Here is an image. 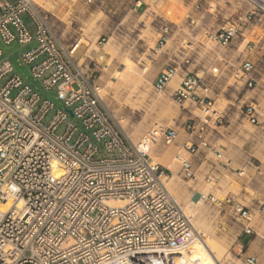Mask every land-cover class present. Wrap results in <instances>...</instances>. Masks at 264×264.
<instances>
[{"label":"built area","instance_id":"obj_1","mask_svg":"<svg viewBox=\"0 0 264 264\" xmlns=\"http://www.w3.org/2000/svg\"><path fill=\"white\" fill-rule=\"evenodd\" d=\"M242 1L247 6L243 18L211 36L222 47L231 43L241 25L264 19V0ZM52 16L34 0H0V39L4 44L35 42L20 59L44 90L56 89L64 106L48 118L54 103L25 84L8 59L0 61V204H9L0 210V264H170L172 252L200 240L191 217L167 188L163 167L148 153L158 143L172 144L177 131L155 125L133 142L100 94L98 63L90 56L87 64L79 62V44L57 35ZM168 34L169 27L162 25L157 50L167 43ZM181 63H188L187 58ZM178 66L168 63L159 70L152 82L155 92L165 91ZM238 71L252 88L253 62L242 60ZM183 72L172 100L192 116L183 106L186 100L206 113L214 112L210 80L186 67ZM241 110L250 124H260L254 102ZM207 122L206 117L201 120L203 125ZM194 125L188 117L190 131ZM198 138V144L189 143L185 149L195 153L199 145L210 147ZM215 153L222 162V152ZM180 175L193 177L188 161ZM205 181H214L213 176ZM199 200L230 208L246 222L243 232H252L250 209L234 197L220 200L199 194ZM245 261L257 264L252 255ZM189 264L199 263L193 259Z\"/></svg>","mask_w":264,"mask_h":264},{"label":"rangeland","instance_id":"obj_2","mask_svg":"<svg viewBox=\"0 0 264 264\" xmlns=\"http://www.w3.org/2000/svg\"><path fill=\"white\" fill-rule=\"evenodd\" d=\"M48 1V4L54 3L55 7L60 3L59 7L53 9H49L45 3L41 5L52 12L54 30L62 40L66 43L79 41L76 54L80 63L84 62L83 53L89 56L109 55L107 64L116 61L119 67L111 80L99 84L100 94L122 130L135 143L155 125L170 127L177 132L186 129L187 118L192 115L176 104L168 93L155 92L151 83L158 70L168 63V54L174 49L186 48L187 39L193 35L188 27L195 26L196 29L207 26L205 31L192 40L202 41L205 45L203 57L208 62L204 70L212 85L208 95L214 102L213 107L221 112L227 106L236 109L254 102L259 111L260 124H250L240 113L236 137L227 143L220 139L224 127H218L225 126L226 122L216 124L211 112H204L191 100H186L183 106L201 119H209L206 131L208 138L215 137L217 143L230 149L229 153L222 151L225 154L222 160L226 161L230 157L231 164L221 171L219 181L207 183L202 193L206 195L210 192L220 200L230 195L249 208L252 213L249 222L252 232L247 235L249 240H243L246 235L243 224L246 222L238 220L230 208L219 209L208 201L199 202L195 190L204 183L203 176L197 175V180H192L179 175L183 162L189 160L185 149L175 147L174 143H158L153 146L158 148L156 153L151 155L149 151V155L153 162L170 169L169 172L164 171V181L168 183L166 186L191 217L194 227L200 233V241L209 237L219 244L222 256L216 259L214 253H210L215 264L217 260L222 264H246V257L250 255L257 258V264H264V212L261 211L264 207V19L241 25L232 42L222 47L211 36L221 27L229 26L239 17L243 18L247 6L242 0H172L173 3L170 0H146V10L138 14L130 11L128 0H93L89 4L85 0H67L69 4L63 2L64 5L61 0ZM168 4L174 6L172 8L178 5L182 15H170ZM178 22H184L187 36L181 37V30L173 29L167 43L157 50L160 27ZM241 42H244L245 50L237 54L235 51ZM34 46V41L21 45L17 41L4 44L0 39V61L8 59L13 72L19 74L25 84L38 91L42 98L54 103L55 109L48 114L49 118L57 108L63 109L64 106L56 98V89L44 90L40 80L32 77L30 66L21 61L20 54ZM246 55L254 64L256 84L252 88L247 87L244 79L239 77L238 68ZM225 59L228 66L223 64ZM98 62L101 61L98 59ZM127 67L135 72L133 79L119 77L118 73ZM212 68H219V72H212ZM179 72L176 74L177 83L173 86L170 84L173 88L180 81ZM15 93L16 90L12 91V96ZM164 109L167 115H164ZM68 119L74 121L70 116ZM101 156L106 154L102 152ZM186 207H190L193 213H189Z\"/></svg>","mask_w":264,"mask_h":264},{"label":"crops","instance_id":"obj_3","mask_svg":"<svg viewBox=\"0 0 264 264\" xmlns=\"http://www.w3.org/2000/svg\"><path fill=\"white\" fill-rule=\"evenodd\" d=\"M128 2H129L128 4L131 7L130 11L133 13L135 12L138 14L139 12H144L146 10V5H147L146 0H128ZM191 22H193V20H191ZM183 23L182 22L174 23L172 26L164 24V25H167L169 27L168 36H170V32L173 29L183 30L184 29ZM188 29L191 32L193 31V35L187 39L188 42H187L186 48H179L178 50H175V49L172 50L167 56V61H168V63H175L177 65L180 64V66H178L177 73L180 70L179 75H181V76L184 73L183 68L186 67L189 71H191L193 73L198 74L199 72H202V74L200 76L206 77L205 73H207V72H205L204 69L206 68V64L208 62V59H205V57H203L204 56L203 50L205 49L204 48L205 45L202 41L194 42L192 39H194L197 35L201 34L202 31H205L207 29V26L203 25V26H200L196 29H195V26H191V27L189 26ZM180 36L186 37L187 34H181ZM86 56H89V55H86L85 53H83L82 59H84L85 64L88 63ZM75 57L78 59L77 54H75ZM90 57L96 63H98L97 69L99 70V74H98L97 83L103 84L107 80H111L113 78L114 72L119 67L118 65H116V61L113 60L110 64H107V61L110 59L109 55H103V56L91 55ZM185 57L187 58L188 63H186V64L181 63L183 58H185ZM98 59L101 62H98ZM244 59L249 60L247 58V55L244 57ZM223 61H224L223 64L225 66H228L227 60L225 59ZM216 62H217V59L214 61V64ZM168 63H166V64H168ZM216 69L218 70L219 68H216ZM159 70H158V72H159ZM157 73L155 74L154 78L152 79V82L154 81ZM255 81H256V78H255ZM173 90H174V88L170 85V82H169L167 84L164 92L171 95ZM213 106H214V102H213ZM213 106H212V109L214 112H211V111H209V112H211V114L215 116V123L216 124H218V123L221 124L222 122L227 123L225 126H218V127H224V130L221 133L222 137L220 139L223 141L226 140L227 143H229L230 139H233L234 137H236L237 120H238L240 113H242V110H241L242 105L236 109H232L230 106H227L221 112H218ZM219 114H222L224 117L222 119V121H218L216 119V117ZM191 117L195 121L194 130L190 131V129L187 127V124H186L185 125L186 129L184 128V132H177V135H176L173 143H174L175 147H182L183 149H185V145H187L189 143H192V144L197 143L198 144V142L200 140L198 137H202L210 145V147H202L201 145H199L198 150L195 153H190L188 150L185 149L189 154V160H188L189 171L193 174V177H191L190 179L197 180V175L203 176V182L204 183H201L200 188L195 190V194L197 196H199V194H203L202 190L205 188V185L207 184V182L205 181L206 177L212 175L214 182L217 183L219 181L218 177L221 175V171L223 169H226V167H228L229 164H231L232 159L230 157H227L226 161L221 162V161L217 160L215 150H220L221 152L223 151L224 153H229L230 149L225 148V147L221 146V144L217 143L215 137H209L208 138V135L206 134V131L208 130V125H203L201 123L202 119L199 116L195 115V116H191ZM207 120L209 121V119H207ZM207 124H208V122H207ZM200 128H201V131H200ZM156 150H158V148L154 147L155 153H156ZM222 156H225V154L222 153ZM226 156H227V154H226ZM163 169H164V171H168V172L170 171V169H168L166 167H163ZM179 175H180V172H179ZM208 194H212V193L209 192L206 195H208ZM243 240L247 242L249 240L248 236L245 235L243 237Z\"/></svg>","mask_w":264,"mask_h":264},{"label":"bare ground","instance_id":"obj_4","mask_svg":"<svg viewBox=\"0 0 264 264\" xmlns=\"http://www.w3.org/2000/svg\"><path fill=\"white\" fill-rule=\"evenodd\" d=\"M41 1L42 0H37L35 2L38 3V4L40 3V5L45 3V6L47 5V7L49 9H53L55 7V4L54 3H51L50 2L51 4H48L49 3L48 0H45V1L43 0L44 2L43 1L41 2ZM71 1H75V0H71ZM170 1L172 2V0H170ZM61 2L62 3L65 2V4H69L67 2V0H61ZM69 2H70V0H69ZM58 4L59 5L57 7L60 6V3H58ZM48 5H50V6H48ZM63 5H64V3H63ZM177 6H176V8H172L174 6H172L171 4H168L167 8H169L168 9V12H169L170 15H174V14H176V15H182V12L180 11V9H178ZM57 7H55V8H57ZM181 33L182 34H188V30L187 29H183V30H181ZM77 43L79 44V41ZM244 50H245L244 42H241L238 45V48H237V50L235 52L237 54H240V53H243ZM134 73H135L134 71H132L130 68L127 67L123 72H120L118 74H119V77H122V79L128 80V79H131V78L133 79L135 77V74ZM176 83L177 82H176V74H175L173 76V78L171 79L170 84L173 86ZM163 113H164V115H167V110L165 111V109H164L163 110ZM152 148L149 149V151L152 152L151 155H153L155 153L154 148L153 149ZM150 152H148V153L150 154ZM176 156H178V155H176ZM55 167H56V170H61V168H60V166L58 164H56ZM167 178H169V180L171 179V177H167ZM200 201L201 200H199V202ZM195 203H193V204H195ZM8 205L9 204H0V210L1 211H5L7 209V207H8ZM186 209H187V211L189 213H191L193 211L190 207H186ZM211 239L212 238H209L208 237V239L205 240V241H203V242L200 241L198 238L197 239H193L187 246H185L184 248L179 249V250H177L175 252H172L169 255L170 264H189L190 260H193V259L197 260L199 264H215V262L213 261L212 256H211L210 253H212V254L214 253L215 258L217 259V257H221L222 256V252L220 250L219 244H217L216 242H214V240L212 241Z\"/></svg>","mask_w":264,"mask_h":264}]
</instances>
